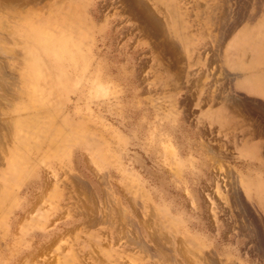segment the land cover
Segmentation results:
<instances>
[{"label": "rangeland", "instance_id": "obj_1", "mask_svg": "<svg viewBox=\"0 0 264 264\" xmlns=\"http://www.w3.org/2000/svg\"><path fill=\"white\" fill-rule=\"evenodd\" d=\"M8 1L0 264H264V0Z\"/></svg>", "mask_w": 264, "mask_h": 264}, {"label": "bare ground", "instance_id": "obj_2", "mask_svg": "<svg viewBox=\"0 0 264 264\" xmlns=\"http://www.w3.org/2000/svg\"><path fill=\"white\" fill-rule=\"evenodd\" d=\"M14 1H16V0H9L8 2H7V4L9 3V4H13V6H15L16 5V2H14ZM19 1V0H18ZM27 1V0H26ZM32 1H36V0H32ZM139 1H142V0H120V2H121V4L123 5V8L126 10L125 12H128V14L132 17V19H135V20H137L139 23H140V29H141V32L144 34V35H146V37L148 36H153V38H158V37H160L159 35H161V31H162V33H164V31L162 30V27H160L161 28V31L160 30H157V28H154L156 25H154V24H152V21L153 20H151V18L150 17H152V15L150 16V13H149V10H148V8H147V6H145V3H139ZM21 2H22V0H21ZM29 2V1H28ZM42 2V1H41ZM144 2V1H143ZM1 3V2H0ZM19 3V2H18ZM17 3V4H18ZM30 3V2H29ZM37 3H39L38 1L36 2V5H37ZM2 4V3H1ZM24 4V3H23ZM26 5V4H25ZM25 5H23V6H25ZM60 5V4H59ZM65 5V4H64ZM21 6V5H20ZM40 6V5H39ZM11 7V6H10ZM17 8H21V7H18V6H16ZM23 8V7H22ZM14 9V8H13ZM74 10V9H73ZM67 12V11H66ZM76 12V11H75ZM128 16V15H127ZM154 17V16H153ZM129 18V17H128ZM44 19V18H43ZM61 19V18H60ZM83 19V18H82ZM131 19V18H130ZM153 19V18H152ZM80 20V19H79ZM42 21V20H41ZM44 21V20H43ZM81 21V20H80ZM76 22V21H75ZM74 23V22H73ZM153 23H155L154 21H153ZM162 23V22H161ZM154 25V26H153ZM159 28V27H158ZM165 30V29H164ZM159 31H160V34H159ZM84 33H85V31H84ZM166 33V32H165ZM86 34V33H85ZM142 34V35H143ZM167 35V34H166ZM164 36V35H163ZM168 39V38H167ZM162 42V41H161ZM158 47V46H157ZM166 47V46H165ZM161 48H162V46H161ZM161 48H159V49H161ZM169 48V47H168ZM178 48V47H177ZM171 51H173V50H171ZM166 53V52H165ZM172 54V53H171ZM178 55V54H177ZM177 57V56H176ZM167 63V62H166ZM176 64V63H175ZM183 70V69H182ZM181 71V70H180ZM178 75V74H177ZM182 74H180V76H181ZM180 76H178L179 78H180ZM238 78V77H237ZM4 98V97H3ZM239 99V98H238ZM227 102V101H226ZM229 105V104H228ZM240 106H241V103H240ZM249 106V105H248ZM236 108H239L238 110H240V107L238 106V107H236ZM242 108V107H241ZM248 110V108L247 107H244V109H242V110H240L241 111V113L243 114L244 112H248L247 111ZM253 112V111H252ZM241 114V115H242ZM258 114V113H257ZM245 116V115H244ZM252 116V115H251ZM27 119H29V120H33V121H37L38 119H39V117H40V115H38V114H34V113H29V114H27L26 116H25ZM259 117H261V116H259ZM258 117V118H259ZM243 118V117H242ZM250 118V117H249ZM263 120V119H262ZM259 123V122H258ZM260 124V123H259ZM261 125H263V124H261ZM255 126H256V124H255ZM252 128V127H251ZM254 129H256V128H254ZM262 129V128H261ZM33 130V128H30V131H32ZM252 131V130H251ZM256 131V130H255ZM58 132V131H57ZM249 132V131H248ZM258 132V131H257ZM260 132V131H259ZM252 136L253 135H256V134H254V133H251V132H249ZM6 137V136H5ZM256 137V136H255ZM264 137V136H263ZM13 138V137H12ZM15 138V137H14ZM261 138V137H260ZM4 139V138H3ZM1 140V139H0ZM13 144L11 145L12 146V148H10L11 149V151H10V153H8L7 154V156H11V152H13V150L14 149H16L15 147L17 146V145H19L20 144V142H19V140L17 139V138H15V140H13V141H11ZM4 143V142H3ZM7 144V143H6ZM10 145V144H9ZM6 146V145H5ZM49 147L50 149H55L56 147H57V143L54 141V139H50L49 140V142L48 141H46V142H44V143H42L41 144V148H44V147ZM2 150H3V148H2ZM3 152V151H2ZM2 155V154H1ZM20 159H22V158H20ZM2 159L0 158V164H2ZM74 178H72V180H73ZM75 181V180H74ZM39 205V204H38ZM34 208V207H33ZM84 215V214H83ZM121 216V215H120ZM107 219V218H106ZM123 222V221H122ZM66 231V230H65ZM46 247V246H45ZM150 249V248H149ZM143 250V249H142ZM42 252V251H41Z\"/></svg>", "mask_w": 264, "mask_h": 264}]
</instances>
